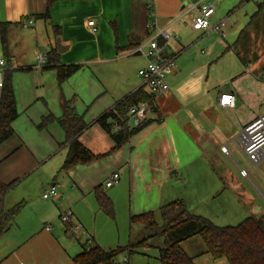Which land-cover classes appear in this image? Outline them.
<instances>
[{
    "label": "crops",
    "instance_id": "crops-1",
    "mask_svg": "<svg viewBox=\"0 0 264 264\" xmlns=\"http://www.w3.org/2000/svg\"><path fill=\"white\" fill-rule=\"evenodd\" d=\"M195 1L0 0V24H5L4 31L0 27V58L5 60V79L13 86L19 112L13 136L0 147V182L12 183L0 200V214L23 203L12 226L0 235V264H74V257L93 241L104 249L123 246L115 243L127 231L121 225L117 231L101 210L95 192L99 187L128 218L129 237L130 216L158 211L175 200L222 227L240 224L255 210L264 211L244 188L251 174L244 176L242 170L234 174L222 166V155H244L238 136L247 123L264 114L253 104L246 115L239 111L249 99L243 83L254 86L259 77L253 62L237 55L241 67L232 84L206 80L205 70L218 61L220 49L209 52L204 61L195 57L204 52L202 47H210L209 38L216 31L193 29ZM209 1L216 9L212 26L226 20L224 32H216L234 40L233 45L226 42L229 51L257 9L249 14L240 0ZM47 10L48 18H37ZM28 19L34 25L24 28ZM90 20L95 21L96 33L88 26ZM151 22L155 28H149ZM159 30L171 35L167 42L158 41L164 55L175 59L167 77L170 89L155 96L147 121L113 150L115 142L97 120L139 89L149 92L138 75L148 61L135 50ZM53 49L61 64L80 65L62 83L55 69L46 68ZM40 55L46 56L45 63L39 62ZM221 93L234 94L235 106L222 107ZM65 101L87 124L77 139L98 157L68 170L62 167L69 141L59 122ZM128 113L118 112L121 118ZM45 118L50 120L41 127ZM113 173L120 180L107 188L104 182ZM24 181L27 188L16 191ZM257 181L262 190L255 187L264 199V178ZM52 185L60 196L44 200L43 191ZM68 210L73 218L64 224L60 216ZM76 225L80 230L75 232ZM126 254L116 262L124 263ZM221 261L209 254L195 259L196 264Z\"/></svg>",
    "mask_w": 264,
    "mask_h": 264
},
{
    "label": "trees",
    "instance_id": "trees-1",
    "mask_svg": "<svg viewBox=\"0 0 264 264\" xmlns=\"http://www.w3.org/2000/svg\"><path fill=\"white\" fill-rule=\"evenodd\" d=\"M263 7L264 0L258 3V11L251 16L234 48L242 44V37L245 35L246 38L242 46L245 51H249L247 38L252 30L257 29L256 19ZM39 17L48 18L49 10L45 14L37 15V18ZM4 26V23L0 24L3 31ZM238 56L246 62L242 55L238 54ZM46 68L55 69L58 80L62 83L75 74L80 65L61 64L58 52L53 49L49 53ZM154 98L155 96L150 92H145L141 88L121 102L116 110L105 113L97 120L115 142L113 150L120 148L139 129L125 128L114 132L115 121L122 119L118 112L122 110L129 112L132 106L142 102H146L152 107ZM18 117L14 89L10 80L6 78L4 87L0 89V147L13 136V123ZM49 120V118H45L41 127L46 125ZM59 122L66 133L67 141H69V152L62 170H68L77 164L90 163L98 158L77 139V136L87 128V124L70 102L63 103V115ZM1 163L0 158V166ZM11 186L12 183L0 182V200ZM95 192L101 210L110 218H114L115 208L107 194L100 187ZM22 206L23 203H19L0 214V235L12 226ZM159 213L161 223L158 221L155 211L130 216L131 237L128 245L104 249L93 241L83 252L74 257V264H115L121 254L127 252L132 254L145 248L158 249L161 264H196L195 259L204 254L211 255L214 260L225 259L229 264H264V216L261 218L249 217L236 226L222 227L215 225L205 217L190 213L182 200H175L162 206ZM135 227H138V230ZM196 236L201 238L204 247L191 256L185 252L181 244ZM159 239H162V242L156 243ZM122 264H129V262Z\"/></svg>",
    "mask_w": 264,
    "mask_h": 264
},
{
    "label": "rangeland",
    "instance_id": "rangeland-1",
    "mask_svg": "<svg viewBox=\"0 0 264 264\" xmlns=\"http://www.w3.org/2000/svg\"><path fill=\"white\" fill-rule=\"evenodd\" d=\"M242 2L241 8L249 13L252 14L254 13L258 7H257V2H262L263 0H240ZM230 20L228 19V24L229 26L232 25L230 24ZM233 26V25H232ZM233 28V27H232ZM256 28L250 32L248 35V42L247 44L249 45V51H242L241 46L244 44L245 41V35L242 37V44H240L239 47L237 48H232L227 51L226 49V42L229 44L233 45L234 40L231 37H222L219 35L216 31H212V35L209 38L210 42V47H207L206 45L202 47L204 52L202 53L201 51L195 54V57L198 59H201L204 61L209 55V52L211 53L212 50L214 51L215 49H220V54H219V59L217 62H213L209 68H206L205 70V78L206 80L209 78V82L214 83L216 81H224L227 83L226 84H232L233 83V78L238 76L239 73H236L238 68H240L241 64H239L240 60H238V54L242 55L245 60L251 61L254 64V73L259 77V83L256 84L254 83L253 85H250L248 82L243 83V90L244 92L249 96L248 102H246V105L242 106V108H239L241 115H246L247 113L250 112L249 107L251 105L258 106L260 110L264 109V7L261 9L259 17L256 19ZM243 47V46H242ZM237 80V79H236ZM251 104V105H249ZM239 133V132H238ZM238 133L235 135L237 136ZM225 154L226 150H223ZM222 163L224 165L222 166H227V168L233 172L234 174H239L241 170H245L251 174V179L244 180V188L247 189L248 191H251L256 197L257 201L259 204L264 205V199L260 196L259 192L257 191V187H259L260 190L261 187L257 181L260 177L264 178V162H262L257 168H253L248 162V160L244 157V155H235L231 153V157L222 155ZM254 181V183L252 182ZM28 182L24 181L21 183L16 189V191H21L23 187L25 189L27 188ZM256 209V206H254ZM254 210V209H253ZM157 212V218L159 219V222L161 223V216L158 211ZM264 211H256L251 213L248 217H255V218H261L264 216L263 213ZM109 218L110 223L114 224V227L118 231V226H120V229L122 231H127L126 235H123L122 231H120L122 234H120V237H117L118 241L115 244L118 245H123L126 246L130 242V237L128 236V218L125 217V214L121 212V210L118 207V210H116L115 207V217L114 218ZM239 223H235L233 226L238 225ZM126 228V229H125ZM119 233V232H118ZM122 235V237H121ZM162 239H159L156 241V243H161ZM117 246V245H114ZM182 248L187 252V254L194 256L196 252L203 248V243L202 240L199 236L193 237L191 239H188L181 244ZM194 252V253H192ZM126 257H129V264H161L159 260V251L156 248H145L142 249L138 252L125 255ZM124 256L121 254L120 255V260L123 261ZM221 262H217L218 264H229L225 259H221ZM128 262V261H127ZM196 263V262H195Z\"/></svg>",
    "mask_w": 264,
    "mask_h": 264
},
{
    "label": "built area",
    "instance_id": "built-area-1",
    "mask_svg": "<svg viewBox=\"0 0 264 264\" xmlns=\"http://www.w3.org/2000/svg\"><path fill=\"white\" fill-rule=\"evenodd\" d=\"M152 9V6L150 7ZM193 8L197 11L196 16L193 19L192 27L197 31H207L214 29L221 34L226 27V20L220 21L216 26H212L211 19L215 15L216 9L213 3L209 0H196L193 4ZM34 25L33 19H28L24 24V28H28ZM88 26L93 33L98 31L95 21H88ZM155 22L149 24V28H155ZM163 39L165 42L171 39V35L165 30H159L158 33L149 40L145 45H140L136 48L135 53H140L147 58V66L141 68L138 75L142 78L144 85L148 88L149 92L153 96H158L166 93L169 89V83L167 81L168 75H170L175 68V59L173 57H167L164 55V47L159 44V39ZM47 60L45 55H40L39 62L45 63ZM6 63L3 58H0V89L5 84V69ZM222 100L220 105L222 107H234L235 95L232 93H221ZM151 106L147 103H140L132 106L129 109L128 116L120 120L115 121L114 132L128 128L130 130L141 127L150 114ZM238 144L247 160L251 163L253 168H257L262 162H264V114L260 117L247 123L238 136ZM226 150V148H223ZM227 152V150H226ZM242 175L248 176L249 172L242 170ZM120 180L118 173H113L106 179L104 185L107 188L113 187ZM60 196L59 189L56 185H52L46 188L42 193L44 200L56 199ZM73 218V213L68 210L61 214L60 220L64 224L70 223ZM52 227L49 225L46 230L50 231ZM80 226L76 225L74 231H79ZM128 258L126 257L124 263ZM115 264H118L115 262Z\"/></svg>",
    "mask_w": 264,
    "mask_h": 264
}]
</instances>
